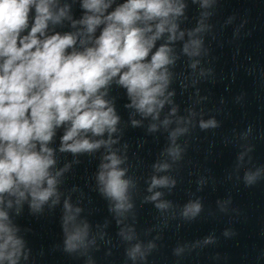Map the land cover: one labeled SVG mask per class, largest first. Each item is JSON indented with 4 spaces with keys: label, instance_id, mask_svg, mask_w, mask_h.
Here are the masks:
<instances>
[{
    "label": "clouds",
    "instance_id": "clouds-1",
    "mask_svg": "<svg viewBox=\"0 0 264 264\" xmlns=\"http://www.w3.org/2000/svg\"><path fill=\"white\" fill-rule=\"evenodd\" d=\"M79 6L82 15L75 19L70 15L71 5L60 0H0V264H19L22 256L27 259L20 229L5 208L15 205L19 215L27 203L29 210L37 213L49 201V207L60 201L58 184L69 165L57 168V149L49 146L58 129H63L60 153L74 157L92 154L116 143L112 134L117 132L120 116L114 101L106 99L113 82L125 90L126 108L154 120L173 95L165 96L170 83L168 66L176 59L170 44L178 38L175 21L184 14V3L80 0ZM202 6L207 7L208 0ZM64 21L71 30L56 31ZM166 33L167 41L157 46ZM183 36L181 31L179 38ZM201 43L190 40L183 46L184 53L198 55ZM175 112L173 108L172 114ZM132 124L137 126L139 121L132 120ZM199 126L215 128L217 123L202 120ZM150 130H155V125ZM185 131L178 128L173 132V142ZM105 134L108 139H94ZM169 154L179 158L180 150L169 149ZM103 160L107 162L99 165L97 173L101 193L114 201L117 213L131 208L126 195L130 182L124 179L121 158L110 152ZM158 167L165 170L168 165ZM260 173L259 168L245 172V184L254 185ZM168 185L167 177H153L149 191ZM160 195L156 192L149 199L155 201ZM155 206L163 209L168 205ZM63 209L64 251L86 248L89 224L77 223L81 209H74L68 200ZM200 211L199 202L189 203L183 216L195 218ZM211 242V238L205 240ZM152 247L150 244L149 249ZM137 253L144 255L139 244L128 256L135 259Z\"/></svg>",
    "mask_w": 264,
    "mask_h": 264
}]
</instances>
